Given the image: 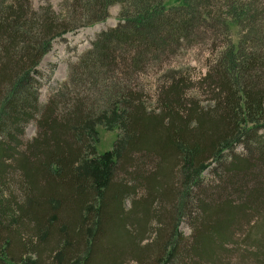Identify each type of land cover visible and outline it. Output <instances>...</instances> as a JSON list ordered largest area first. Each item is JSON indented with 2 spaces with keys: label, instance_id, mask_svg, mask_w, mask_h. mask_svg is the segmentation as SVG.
I'll return each mask as SVG.
<instances>
[{
  "label": "trees",
  "instance_id": "trees-1",
  "mask_svg": "<svg viewBox=\"0 0 264 264\" xmlns=\"http://www.w3.org/2000/svg\"><path fill=\"white\" fill-rule=\"evenodd\" d=\"M170 1L69 0L60 19L36 14L30 0H0V264H143L153 252L156 264H229L239 240L238 264H264V0ZM115 5L120 24L71 72L70 86L83 91L42 106L37 68L54 41L105 22ZM222 43L202 79L206 106L185 80L161 89L158 111L118 78L104 83L178 47ZM113 88L126 147L81 172L95 109L79 97ZM31 123L38 133L27 141Z\"/></svg>",
  "mask_w": 264,
  "mask_h": 264
},
{
  "label": "rangeland",
  "instance_id": "rangeland-1",
  "mask_svg": "<svg viewBox=\"0 0 264 264\" xmlns=\"http://www.w3.org/2000/svg\"><path fill=\"white\" fill-rule=\"evenodd\" d=\"M5 1L9 2V0ZM177 1L171 0L168 4L172 5L177 3ZM30 2L36 14L41 15L43 12L50 11L60 19H65L67 16L69 0H30ZM120 11L121 6L115 5L109 10V17L105 22L79 28L54 41L50 52L44 56L37 68L38 79L41 84L39 101L42 106H45L53 98L65 95L74 97L83 91L84 84L80 87L77 86L78 84L70 86L71 72L75 67L79 66L83 56L92 49L93 43L102 32L114 29L120 24ZM230 35L232 43L237 46L240 36L239 29L232 27ZM223 45L226 44L222 43L219 50L214 49L212 45L208 44L178 47L169 54L157 55L156 60L147 63L143 72L138 75H110V78L104 81V83L111 85L109 80L118 78L114 84L127 85L128 93H132L138 97L141 96L148 109L158 111L161 109L159 104L161 89L169 87L173 81L185 80L187 84L186 89L188 88V91L191 92L189 97L196 95L198 101L206 106L209 103L208 99L210 96L206 92L202 79L206 76L209 66L213 64L220 50L225 49ZM115 90L116 88H113L105 95H97L99 93L95 94V92H92L87 99L79 97L85 101L88 100L86 102L87 107L95 109L87 125V132L91 138V147L95 151V154L93 152L91 154L92 150L89 151L84 162L79 165L81 172H86L87 168H90L88 163L92 159H97L107 154H113L117 157L126 147L127 140L123 133V128L116 122L117 119L114 116L116 102L113 101L116 98L112 97L115 96ZM37 133V125L31 123L25 129V139L32 141ZM242 152V148L240 147L235 151V153ZM205 175L209 177L208 172ZM130 206V202L126 203L128 210ZM181 213L182 211L179 217V231L185 239L189 240L193 234V229L190 226L188 217H181L184 214ZM245 247L247 246L243 245V242L239 240L238 246L233 248L232 254L227 258L228 263L238 264L242 253L246 252ZM3 251L6 252L5 249ZM18 251L19 248L17 246L13 247L11 253L12 261L14 259L18 262L22 260V253L24 252L20 253ZM35 257L32 256V259H35ZM157 257L156 253H150L144 259L143 264H156ZM47 259L46 264L59 263L55 262L56 257L54 258V256L53 259L52 257L51 259L47 257ZM165 260L167 261L166 258L163 259L164 262ZM164 262L163 264H166ZM63 264L74 263H72V259H68ZM78 264L81 263L79 262ZM120 264L141 263L129 257L124 259Z\"/></svg>",
  "mask_w": 264,
  "mask_h": 264
}]
</instances>
